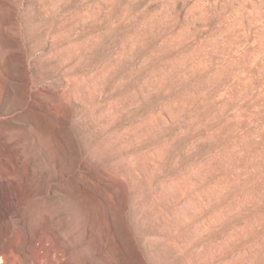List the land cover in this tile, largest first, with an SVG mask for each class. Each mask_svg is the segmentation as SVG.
<instances>
[{
	"label": "rangeland",
	"instance_id": "rangeland-1",
	"mask_svg": "<svg viewBox=\"0 0 264 264\" xmlns=\"http://www.w3.org/2000/svg\"><path fill=\"white\" fill-rule=\"evenodd\" d=\"M12 165L43 264H264V0H0Z\"/></svg>",
	"mask_w": 264,
	"mask_h": 264
},
{
	"label": "bare ground",
	"instance_id": "bare-ground-1",
	"mask_svg": "<svg viewBox=\"0 0 264 264\" xmlns=\"http://www.w3.org/2000/svg\"><path fill=\"white\" fill-rule=\"evenodd\" d=\"M25 172L17 171L15 165L0 167V264H43L42 261L51 256L54 249L58 248V240L49 238L47 235L49 231L50 233H57L55 228L51 230V227L44 225L35 230L29 229L26 218L22 215L24 207L21 206L18 213L16 212V216H13L11 209L9 210L4 204V199L9 191L15 193L16 197L22 196L26 192L31 193V189L26 187L29 180L27 168ZM10 221L21 225L25 232V240H22L13 231ZM62 250L58 251L60 256L63 255Z\"/></svg>",
	"mask_w": 264,
	"mask_h": 264
}]
</instances>
